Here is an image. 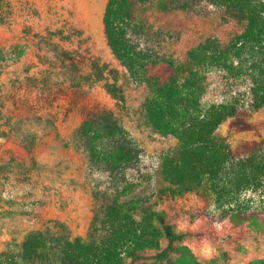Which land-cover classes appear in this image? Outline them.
Masks as SVG:
<instances>
[{"label":"rangeland","instance_id":"374dc122","mask_svg":"<svg viewBox=\"0 0 264 264\" xmlns=\"http://www.w3.org/2000/svg\"><path fill=\"white\" fill-rule=\"evenodd\" d=\"M107 0H0V252L17 254L28 232L63 226L84 241L104 234L113 199L164 212L178 230L196 228L206 206L217 237L186 242L204 264H245L264 257V176L221 205L211 192L173 195L161 173L179 141L148 121V84L114 56L104 33ZM245 22L208 0H147L134 7L130 39L154 59L187 61L190 49L214 37L222 45ZM163 75V63L150 67ZM253 76L236 69L206 71L204 106L237 105L217 133L235 158L264 160V104L256 108ZM104 110L113 113L138 150L137 159L109 171L94 164L79 128ZM204 192L203 188L199 189ZM260 219L234 226L238 205ZM209 245L204 251L202 247ZM146 264H161L150 262Z\"/></svg>","mask_w":264,"mask_h":264},{"label":"trees","instance_id":"16d2710c","mask_svg":"<svg viewBox=\"0 0 264 264\" xmlns=\"http://www.w3.org/2000/svg\"><path fill=\"white\" fill-rule=\"evenodd\" d=\"M145 1L107 0L103 25L114 56L151 90L145 102L149 123L157 133L179 141L177 155L165 156L161 166L164 180L171 185L168 190L173 195L195 191L203 200L211 192L221 205L231 203L245 188L262 182L264 160L256 155L235 158L226 138L217 133L238 108L233 102L203 105L206 71L221 68L250 73L255 107L264 104V0H208L245 22V28L227 45L207 38L190 49L187 61L179 65L167 58H152L130 39L134 7ZM158 63L164 64V74H151L150 67ZM79 133L91 162L109 171L124 168L138 157L127 131L108 110L84 120ZM246 209L240 204L233 210L230 220L234 226L260 219L257 211ZM194 213L199 217L197 227L178 230L164 212L142 205L137 218L135 202L115 198L106 206L100 238H71L63 226L54 231L51 227L31 230L17 254L0 252V264H204L186 239L204 241L216 238L217 233L206 206ZM245 264H264V257Z\"/></svg>","mask_w":264,"mask_h":264},{"label":"built area","instance_id":"2783aa9c","mask_svg":"<svg viewBox=\"0 0 264 264\" xmlns=\"http://www.w3.org/2000/svg\"><path fill=\"white\" fill-rule=\"evenodd\" d=\"M208 247H209V245H204V246L202 247V249L205 251L206 248H208Z\"/></svg>","mask_w":264,"mask_h":264}]
</instances>
